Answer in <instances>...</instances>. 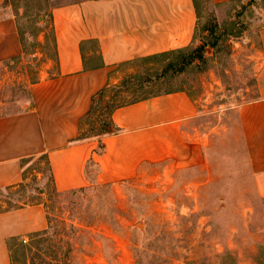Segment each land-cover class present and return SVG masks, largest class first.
<instances>
[{
  "label": "rangeland",
  "instance_id": "obj_1",
  "mask_svg": "<svg viewBox=\"0 0 264 264\" xmlns=\"http://www.w3.org/2000/svg\"><path fill=\"white\" fill-rule=\"evenodd\" d=\"M75 1L6 0L24 53L2 70L0 114L22 108L30 83L47 74L46 62L54 58L51 11ZM248 1L196 0L193 43L122 64L121 82L106 88V98L84 121L85 132L97 133L109 120L108 102L114 107L186 89L203 104L198 123L209 133L206 167L157 168L119 184L59 192L43 158L29 160L28 179L0 192V210L44 202L48 227L10 242L13 264H264V197L236 110L261 89L247 55L264 52L257 30L262 17ZM210 28L215 34L207 39ZM197 46L205 47V60L190 58L183 70L167 68Z\"/></svg>",
  "mask_w": 264,
  "mask_h": 264
},
{
  "label": "crops",
  "instance_id": "obj_2",
  "mask_svg": "<svg viewBox=\"0 0 264 264\" xmlns=\"http://www.w3.org/2000/svg\"><path fill=\"white\" fill-rule=\"evenodd\" d=\"M239 1L247 2L213 0ZM248 6L261 13L257 30L264 41V0H249ZM51 13L54 58L46 62L47 74L30 83L22 108L0 114V191L27 180L28 161L39 157L59 192L119 184L157 168L206 167L209 133L198 123L203 104L186 89L116 107L107 131L90 134L84 125L103 90L121 82L122 64L193 43L196 0H80L55 6ZM23 53L16 16L0 0V83L2 70ZM247 58L260 96L236 110L256 189L264 197V52ZM47 227L44 202L0 210V264H13V239Z\"/></svg>",
  "mask_w": 264,
  "mask_h": 264
},
{
  "label": "trees",
  "instance_id": "obj_3",
  "mask_svg": "<svg viewBox=\"0 0 264 264\" xmlns=\"http://www.w3.org/2000/svg\"><path fill=\"white\" fill-rule=\"evenodd\" d=\"M214 34H215V28H213V29L210 28V34H209V35L206 34L207 39H208L209 37H212ZM209 43H210V44L212 43V44H211L212 46L215 45V43H218V38H216V41H212V42L209 41ZM204 48H205L204 46H197V47H195V49H194V51H192V53H189V54H185V55H183V56H182L179 60H177V61L169 62V63L167 64V68L170 69V68H174V67L178 66L180 69L183 70V69L186 68V65H187L188 62L191 60L190 58H198V59H200V60H205V57H204V51H205V49H204ZM182 50H184V48L179 49L178 51H182ZM171 52H173V51H168V52L160 53V54H157V55H154V56H161V55L165 56V55L170 54ZM190 56H192V57H190ZM193 60H194V59H193ZM122 83H125V80H124ZM105 96H106V89L103 90L102 95H101L100 98H99V101L102 100V99H104ZM124 104H125V103H124ZM121 105H122V104H121ZM118 106H120V105H116V106L112 107V105H110L109 102L107 103L106 107H107V109L109 110V116H110V114L112 113V111H113L116 107H118ZM94 109H95V105L92 106V110L89 112V114L86 116V118L89 117V116L92 114V112H93ZM82 122H83V120H82ZM109 125H111L110 120H106V121L102 124V126H101L102 131H107ZM9 188H10V187H7V190H8ZM0 192H1V191H0ZM12 208H17V206H12ZM12 208H11V209H12ZM35 234H41V231H39V232H35ZM13 240H17V239H13Z\"/></svg>",
  "mask_w": 264,
  "mask_h": 264
},
{
  "label": "built area",
  "instance_id": "obj_4",
  "mask_svg": "<svg viewBox=\"0 0 264 264\" xmlns=\"http://www.w3.org/2000/svg\"><path fill=\"white\" fill-rule=\"evenodd\" d=\"M24 241L26 242L27 240L25 239Z\"/></svg>",
  "mask_w": 264,
  "mask_h": 264
}]
</instances>
